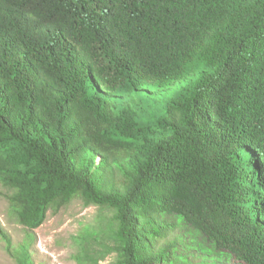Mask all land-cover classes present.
<instances>
[{
    "label": "trees",
    "instance_id": "16d2710c",
    "mask_svg": "<svg viewBox=\"0 0 264 264\" xmlns=\"http://www.w3.org/2000/svg\"><path fill=\"white\" fill-rule=\"evenodd\" d=\"M149 86L177 88L151 121L107 98ZM0 186L28 231L113 211L121 264L186 263L176 227L264 264V0H0Z\"/></svg>",
    "mask_w": 264,
    "mask_h": 264
},
{
    "label": "rangeland",
    "instance_id": "374dc122",
    "mask_svg": "<svg viewBox=\"0 0 264 264\" xmlns=\"http://www.w3.org/2000/svg\"><path fill=\"white\" fill-rule=\"evenodd\" d=\"M176 93L177 88L174 86H149L140 92L110 95L107 98L115 107L132 109L144 120L151 121L156 115L162 114L163 106ZM165 137L166 134H158L151 139V143L156 144ZM114 171L113 182L119 185L120 172L115 167ZM0 193H4L1 186ZM0 226L9 237L13 250V253L8 252L0 238V264H20L17 255L21 244L28 246L26 264H121L119 251L122 242L117 234L118 225L114 212L96 206H85L79 199L73 200L57 212L49 211L38 229L28 231L12 217L6 199L0 195ZM186 234V230L176 227L163 241L156 244V250L169 241L176 243L180 250L183 249L186 256V263L177 264H238L230 258L185 249L190 246L192 239L197 245L202 243L200 236Z\"/></svg>",
    "mask_w": 264,
    "mask_h": 264
}]
</instances>
